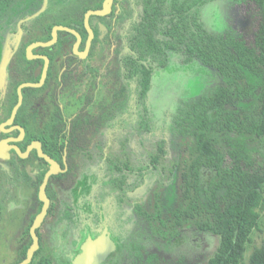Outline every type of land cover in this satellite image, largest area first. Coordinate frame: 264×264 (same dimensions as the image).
Masks as SVG:
<instances>
[{
  "label": "trees",
  "instance_id": "obj_1",
  "mask_svg": "<svg viewBox=\"0 0 264 264\" xmlns=\"http://www.w3.org/2000/svg\"><path fill=\"white\" fill-rule=\"evenodd\" d=\"M5 1L0 0V4ZM253 1L259 25L254 43L249 44L240 33L226 28L214 29L208 24L204 16L211 0H138L142 7L140 17L131 25L127 43H123L122 34L117 37L118 52L121 53L125 45L129 50L118 71L114 72L119 76V83L109 100L104 96L102 101L90 102L92 100L84 88L85 69L79 63L73 65L69 37L62 36L55 45L42 47V53L51 58L47 80L42 87L23 89L24 99L16 121L24 126L28 135L37 137L52 156L61 159V152L66 147L70 169L52 179L75 183L82 152L89 149L96 134L106 127L111 111L117 108L122 111L126 107L127 87L122 76L137 84L143 104L176 98L174 121L180 135L190 139L184 156L171 169L174 175L176 168L181 171V200L177 206L170 205V215L162 218L163 202L168 205L175 195L173 183L165 191L155 193V212L151 214L141 205L136 209L151 222L154 216L158 217L162 226L172 234H176L180 226L194 223L198 230L218 235L219 245L207 264H242L264 210V165H260L245 143L232 138L246 134L264 140V0ZM102 2L94 0L96 5L83 7L82 17L75 22L47 20L43 23L44 35L24 39L22 49L12 59L9 69L11 92L1 103V120L10 117L18 102V86L40 78L34 76V70L44 60H29L27 45L35 40H49L53 26L63 24L82 34V49L88 35L84 13L88 9L100 8ZM116 5L114 13L120 9L118 24L122 25L125 14H131L130 1L116 0ZM24 27L29 28L27 24ZM31 31L32 27L29 28ZM67 34L75 38L73 34ZM98 41L96 38L92 56L98 54ZM60 55L67 57L57 62ZM174 64L187 71L173 70ZM91 67L90 64L88 68ZM198 67L203 71H215L221 83L210 86L213 81L207 79L204 72H197ZM190 71L194 74H189ZM92 73L96 75L95 67ZM111 73L109 70L108 75ZM87 83L92 84L93 92L97 87L96 80L93 83L90 79ZM60 86L64 88L61 97L58 93ZM198 89L202 90L201 93L196 92ZM70 106H76L78 110L70 113L73 118L68 128L65 119L69 116L64 112ZM150 107L145 105L146 111ZM60 135L69 136V141L60 140ZM166 154L162 141L157 150L149 154L150 164L146 167L162 172L166 168ZM109 162L120 172L133 166L129 160L110 158ZM43 177L44 173L40 175L39 183ZM111 181L123 185L127 178L123 176ZM32 220L26 227L28 234ZM38 233L40 246L33 262L55 264L43 251L40 229ZM29 242H32L31 238ZM29 242L15 264L26 257ZM153 257L155 255L149 260ZM250 264H264V248H257L252 253Z\"/></svg>",
  "mask_w": 264,
  "mask_h": 264
},
{
  "label": "flooded vegetation",
  "instance_id": "obj_2",
  "mask_svg": "<svg viewBox=\"0 0 264 264\" xmlns=\"http://www.w3.org/2000/svg\"><path fill=\"white\" fill-rule=\"evenodd\" d=\"M104 1L105 0H103L100 8L104 6ZM136 1L138 3L140 13H141L142 7L139 4L138 0ZM227 1H230V0H211V2H209L211 5L208 3L210 7H208L209 8L208 11L205 12L204 18L206 19L208 24L211 27H214L215 29V28H219L220 24H217L213 20V17L217 15L218 19L220 18V22H221L222 17L225 15V19H224L225 25L223 28L231 29L232 31L237 32L236 29H233L229 25L228 20L226 18L225 10L223 9V6L227 3ZM232 1L238 2L241 0H232ZM37 3H40L37 6L39 9L37 10V7H36V9L32 10V8L37 5ZM130 4H131L130 6H132L131 1H130ZM50 5H51V0H47L45 4H44V0H31L28 6V9H31L32 11L29 13H25V16L20 19L19 24L21 25L20 28L22 30L21 36L20 38L16 39V41L12 43L11 50L9 52L10 59L8 61V64L6 65V76H5L6 81L4 84V88L2 90L3 95L0 97V118L3 113V110H2L3 104L1 103L7 100L11 92V80H10L11 76H10V71H9V69H11V62H12V59L15 57V55H17L21 51L24 39L28 36L34 37V36L44 35L46 33V30L43 26V23L47 22V20L48 21L64 20V21H70V22H75L78 20L76 18L52 19L51 18L52 16H44L46 12L48 11V9L50 8ZM87 5H96V4H94V0H90L88 3L84 4L83 7ZM116 6H117L116 0H113L111 11L108 14L91 15L90 23L94 31V38L92 40V44H91L89 52L86 55H84V57H82L81 55L75 52V44L77 41L75 34L71 32H67V31H64L65 33H63V35L60 34L61 31H59V34H58L57 42L62 36L69 37L70 42L68 44H72V50H73L72 54L74 55V57L71 56V58L74 59L73 65L76 66L77 65L76 63H79L82 69H85L84 88H85V92L89 95V99L92 100L90 102H93V103L96 100L102 101L101 98H103L104 96H108L106 100H109L111 98L114 87L117 86L119 83V76L114 72L118 71V66L122 64V58L129 50V47L125 45L122 52L121 53L118 52L119 45H118L117 37L120 36L121 32H120V25L118 24V20H119L118 14L120 12V9H118L116 13H114V8ZM215 7L218 10V13H216ZM95 9H99V8H95ZM130 9H132V7ZM88 10H91V9H88ZM86 12L84 13V18H83L84 20H85ZM82 15H83V8H82ZM207 15H210L211 17L208 18L206 17ZM42 16H43V19H42ZM129 17L130 16H128V14H125L124 20H127ZM135 21H133L132 24ZM25 24H27L29 28L32 27L31 33L29 32V28L24 27ZM56 25H59V24H56ZM60 25H63V24H60ZM84 26H85V22H84ZM53 28L51 31V35L53 32ZM129 29L127 30V32H125L124 35L122 34V38H123L122 40H123V43L125 44L128 41L126 37L129 32ZM11 32L16 35L18 34L17 25L15 29L13 28L11 30ZM67 33L73 34L75 38H73L71 35H68ZM88 37H89V32H88V35L85 41V46L81 49L82 43L84 42V39L82 36V41L79 45L80 51H84L86 49ZM96 38L100 40L96 43L98 54H96L95 56H92L91 51H92ZM35 41H39V40H35ZM31 43H29L28 45H30ZM53 45L34 48L33 49L34 56L31 59L28 58L27 47H26V55L29 60H34V59L44 60V62L39 64L34 70V76L40 77L39 80L36 82H39L41 80L43 71L45 68V64H46V60L42 56H47L49 58V64L47 68V75L45 78V82L47 80L49 68L51 65V58L47 54L42 53L41 48L51 47ZM104 54H109V56L104 55ZM66 57L67 56H64V55L58 56L57 62L59 61L62 62L63 59H65ZM90 64L92 65L91 69L88 68ZM93 66L95 67L96 75L92 73L94 70ZM39 68H40V72L38 73ZM65 68L66 67H64L63 70H65ZM109 70L113 72L111 73L110 76L108 75ZM90 79H92L93 83L96 80V83H97V87L93 92H92L93 90L92 84L89 85L87 83V81H89ZM122 80L126 84V87H127L126 107L122 111L118 110V108L113 109L111 111L110 117L106 123V127H103L101 131L98 134H96L94 138V142L93 144L90 145L89 149L82 152L80 156V160H79V166L77 168L78 178L73 184H66L61 181H58L57 179H52L54 175H57L60 173L66 174L67 171L70 169L69 164L67 162L68 160H67L66 147L61 152V159H58L57 157L52 156L51 154H49L48 152L44 150V147L41 141L37 137L30 136L27 134L24 126L21 123L16 121V117H15L13 124H5V122L9 119V117L4 120L0 119V143L4 139L7 140V146L5 145L6 147L5 151H1L0 149V254L1 253H4V254L12 253L13 254L15 252L16 257L14 261H12L9 264H15L17 262L22 252L23 247L29 242L30 238L32 239V242H33L30 229H31V226L35 218L42 211L43 206H44V202L40 198V188H41V185L44 181V178L47 172L50 170L52 166L51 162L47 160L45 157L41 156L38 149L36 148H33L31 151H29L27 156H24V153L27 151L29 145L36 141H39L41 144L42 150L59 164L57 173L52 174L50 176L47 186H46V193L50 199V204L48 207L47 214L44 217L45 219L43 220L41 226L38 228L40 229V233L42 234L41 235L42 245L44 247L43 251L45 255H47L49 258L54 260L55 264H78L76 263L77 257L83 256V255H84L83 260L81 261L80 264H122V263L131 264V261H133L134 263V260L131 257V253L134 251L132 256L134 257L136 255L138 256L137 252L141 250V247L135 248V241H133L132 243H127L125 241V239L128 240L127 238L120 237L121 232L119 231H122L123 226L121 225V223H119L117 225L118 231H116L112 225L110 226V224L107 221L108 216L104 213L103 210H101L102 206L100 205L101 203L100 200H104V196L107 194V192H105V191H108L107 188L109 189V191L111 189L117 194V200L120 205L131 202L130 197H129L130 192L134 191L135 183L136 185L138 184V181L136 182V180L138 179L136 180L134 179V181L131 182L130 174H133V173L136 174L137 172L141 177H144L145 175H147L146 172H148V170L152 168L151 166L150 168L146 167L147 165H144L145 167L141 165L137 166L136 164H134V162L128 155L121 156V154L114 151L112 147L109 152L105 153L104 150L102 151V148L100 146L103 140L101 138L103 130L110 126L114 127L115 123L118 122L119 119H121L122 114L128 110L129 99H131V97H130V89L128 87V83L126 82H129L131 80L125 78L124 76H122ZM45 82L43 83V85L45 84ZM131 82L133 83L134 81H131ZM42 86H39V87H42ZM138 88L139 87L136 84L137 97L139 99ZM63 90L64 88L62 86L58 88L59 97H61ZM17 92H18V88H17ZM73 100L75 99L73 98ZM139 102H141L140 99H139ZM86 104L88 105V103ZM130 104H131V100H130ZM62 105H65V104H62ZM142 105H143V109L146 111L145 105L149 106L150 102L147 101L146 104L142 103ZM77 110H78V107L76 106H70L68 110H65L64 114L69 116L67 119H65L66 120L65 122L67 123L68 128L71 126V120L73 118L72 115L70 116V113L72 111L74 113ZM150 110H151V107H150ZM149 111H146V112L148 113ZM14 126L23 127L25 130V135L22 136L20 129ZM59 139L68 142L70 137L65 136V135H60ZM8 145H11V146H8ZM12 145H18L20 148V152L17 151L14 147H12ZM94 147H96L103 153V160L105 161V163H107L109 170L118 174L117 176L111 177L110 180L106 181L105 183L99 182L100 186H102V191L104 194L102 193L103 194L102 199H96L97 202L95 203L90 199V196L92 195L93 189L95 187V183L90 184L85 180L83 182L80 181L81 169L83 167L82 161L84 160L85 157L90 158V159L94 157V152H93ZM110 158L116 161L129 160L133 166L123 169L122 172L118 170H114L110 166V162H109ZM180 159L178 160V162L180 161ZM178 162L176 161V163ZM164 164H165V160H164ZM173 166L174 164L172 165V167ZM166 169H168L167 166H166ZM154 170H158V169L155 168ZM42 173H44V177H43L42 182L39 183V178H40V175H42ZM123 176H126L127 178V182L124 183L123 185H120L119 181L117 182L111 181V179H116V178L119 179ZM99 183L96 182V184H99ZM166 188H164L163 191H165ZM180 189H181V183H180ZM181 193H182V190H181ZM174 197L175 195L171 198V201L174 199ZM178 204L179 203L173 204V202H170L168 205H166L163 202L162 204L163 207L161 209L162 218L168 217L166 213L170 215L168 211V209L170 208V205L177 206ZM137 205H141L145 211L152 214V212H155V203H154L153 211L148 209L143 203H140V202L132 203L131 206L134 212V216L140 219H144L145 221L149 223H154L155 220H158L160 226L165 229V230H159L158 233L164 236V238L166 239H168L169 237L177 236L178 229H177L176 234H172V232L169 233L168 230L164 226H162L158 217L154 216L153 218L155 219L153 222H151L147 219L148 217L146 216L144 217L140 215V213L136 209ZM83 213L88 214L89 216H87L86 218H92V221L83 220L82 219ZM126 216L127 218H132L130 217V215H126ZM19 218H21V221H22V226L20 228L18 226ZM47 218H50V219L47 220ZM31 220H32V223L30 225L29 234H28L26 232V227L28 224H30ZM123 220H124L123 221V224H124L126 222V219H123ZM38 229H37V234L39 236ZM39 240H40V236H39ZM32 242H29L27 253H28L30 246L32 245ZM91 243L94 245V249L96 250V253L94 256L86 255V246H88ZM39 246H40V242H39ZM38 249L35 251L32 260L27 264H43L39 262H33ZM154 255L155 257H153L152 259L156 258L157 257L156 254L150 255L148 258ZM26 257H27V254H26ZM152 259L150 260L148 259V261H151ZM23 260L19 261L17 264H20ZM7 263H8V260L2 259L0 255V264H7Z\"/></svg>",
  "mask_w": 264,
  "mask_h": 264
},
{
  "label": "rangeland",
  "instance_id": "obj_3",
  "mask_svg": "<svg viewBox=\"0 0 264 264\" xmlns=\"http://www.w3.org/2000/svg\"><path fill=\"white\" fill-rule=\"evenodd\" d=\"M30 1L6 0L0 4V97L3 95L2 90L6 81V65L10 59L11 45L21 36L20 19L25 16V13L36 9L38 4L41 3V1L37 3L31 10L28 9ZM46 1L44 0V4ZM89 1L51 0L50 8L44 16H52V19H79L82 16L84 4ZM130 1L132 3L131 14L128 15L130 17L120 25V32L123 35L127 32L132 22L140 17L137 1ZM223 9L229 25L241 33L249 44H253L259 25V15L254 1L241 0L235 2L230 0L223 6ZM206 17L210 18L211 16L207 15ZM224 19L225 15L221 19L219 30L225 25ZM213 20L219 24L220 20L217 15L213 17ZM16 25L18 27L17 35L11 32ZM172 69L182 72L187 71L186 68H181L175 64ZM197 72H204V76L213 81L210 86L221 83L215 71H203L198 67ZM189 74L194 73L190 71ZM126 83H128L131 97L128 110L122 114L121 119L115 123L114 127L110 126L103 130L101 136L103 140L100 144L102 151L104 150L107 153L112 147L121 156L128 155L137 166H148L150 164L149 154L155 152L159 143L163 141L167 150L165 165L168 169L165 168L161 172V170H154V168L149 166L150 169L144 177H141L137 172L136 174H130V181L133 182L134 179H138L136 180L138 184L136 185L135 183L134 191L130 192L131 202L123 205L118 203L117 194L107 188L108 191H105L107 194L104 196V200H100L101 210L108 216V223L116 231H118L117 225L121 223L123 229L119 231L121 232L120 237L127 238L128 240L125 239L127 243L135 241V248L141 247V250H139L141 255L132 256L134 252L132 250L131 257L134 263L131 261V264H207L219 245L220 237L218 235L211 232H202L198 230L194 223H190L178 228L177 236L166 239L158 233L159 230H165L160 226L158 220H155L154 223H149L134 216L132 203H143L148 209L153 211L155 193L158 190L163 191L164 188L169 187L173 183H175V197L171 202L173 204L179 203L182 194L180 189L181 171L176 168L174 175V173H171V167L184 156L190 139L180 135L178 132L179 128L174 121L176 98H172L169 101L164 99L161 102L155 100L152 104L150 102L151 110L147 113L137 97L136 84L131 81ZM201 91V89H198L196 92L201 93ZM181 104L182 106H187L185 103ZM232 138L245 143L247 148L255 154L260 165H264V140L253 138L246 134L232 136ZM93 152L94 157L92 159L85 157L82 161L83 167L80 181L83 182L85 180L90 184L95 183L93 193L90 196V199L95 203L97 202L96 199H102L104 194L100 183H105L118 174L109 170L107 163L103 160V153L99 149L94 147ZM96 182L100 183L96 184ZM126 215H130L132 218H127ZM166 215L169 216L167 213ZM87 216L89 215L83 213L82 219L92 221V218H86ZM123 219H126L124 224ZM18 226L19 228L22 226L21 218H19ZM257 248H264V210L262 211L260 226L253 231L252 241L247 245L245 259L242 264H250V256ZM153 254H156L157 257L148 261V257ZM0 255L2 259L8 260L7 264L14 261L16 257L15 252L13 254L1 253Z\"/></svg>",
  "mask_w": 264,
  "mask_h": 264
},
{
  "label": "water",
  "instance_id": "obj_4",
  "mask_svg": "<svg viewBox=\"0 0 264 264\" xmlns=\"http://www.w3.org/2000/svg\"><path fill=\"white\" fill-rule=\"evenodd\" d=\"M112 3H113V0H105L104 1V6L102 8L91 9V10H88L86 12L84 22H85V26H86V28H87V30L89 32V37H88V40H87L86 49L84 51H80L79 50V45H80V43L82 41V36L79 33V31H77L76 29L71 28L69 26H65V25H60L59 24V25L54 26L51 39H49L47 41H41V40L35 41V42H32L30 45H28V47H27L28 58H30V59L33 58V56H34L33 49L34 48L41 47V46H50V45L55 44L57 42V40H58L59 31H67V32H71V33L76 35L77 41H76V44H75V52L77 54L81 55L82 57H84V55H86L89 52L91 44H92V40L94 38V31H93V28H92L91 23H90L91 15H105V14H108L111 11ZM104 27H105V25H104ZM42 57L45 58L46 64H45V68H44L41 80L39 82H24V83H22V84H20L18 86V102L14 106V109L12 111V115L5 122V124H13V122L15 120V117L17 115V112H18L20 106L23 103V99H24L23 88L31 87V86L32 87H39V86H42L43 83L45 82V78H46V75H47V68H48V64H49V58L47 56H42ZM39 72H40V68L38 69V73ZM3 126H5V125H3ZM14 127H17V128L20 129L22 136L25 135V130H24L23 127H21V126H14ZM5 145L7 146V140L6 139L2 140V142L0 143L1 151H5V149H6ZM8 146H11V145H8ZM12 147H14L17 151L20 152V148H19L18 145H12ZM33 148L38 149L40 155L45 157L47 160H49L51 162L52 166H51L50 170L47 172V174H46V176L44 178V181H43V183L41 185V188H40V198L44 202V206H43L42 211L35 218L32 226H31V229H30L31 230V234H32V238H33V242H32V245L30 246V248L28 250L27 257L20 264L29 263L32 260L35 251L39 247L40 240H39V236L37 234V229L41 226L43 220L45 219L44 217L47 214L48 207H49V204H50V199H49V197L47 196V193H46V186H47V183H48V180H49L50 176L52 174L57 173V170H58V167H59V164L42 150V147H41V144H40L39 141H36V142H33L32 144H30L28 149H27V151L24 153V156H27L29 151H31ZM95 253H96V250L94 249V245L92 243L89 244L88 246H86V255L94 256ZM83 256L77 257L76 263L80 264L81 261L83 260Z\"/></svg>",
  "mask_w": 264,
  "mask_h": 264
}]
</instances>
